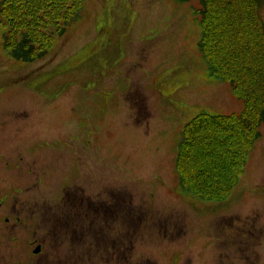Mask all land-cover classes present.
Returning <instances> with one entry per match:
<instances>
[{
    "label": "rangeland",
    "instance_id": "rangeland-1",
    "mask_svg": "<svg viewBox=\"0 0 264 264\" xmlns=\"http://www.w3.org/2000/svg\"><path fill=\"white\" fill-rule=\"evenodd\" d=\"M198 5L83 0L80 19L55 36L47 55L27 63L3 47L0 22V193L9 217L0 219V263L3 256L10 264L208 259L233 251L220 242L240 227L260 241L261 259L252 263L264 264V125L227 199L203 201L178 186L183 124L202 111L241 108L198 50ZM67 185L108 207L109 220L117 216L118 231L108 223L123 259L105 250L97 220V234H71L69 222L81 213H70ZM14 205L18 227H11Z\"/></svg>",
    "mask_w": 264,
    "mask_h": 264
},
{
    "label": "trees",
    "instance_id": "trees-1",
    "mask_svg": "<svg viewBox=\"0 0 264 264\" xmlns=\"http://www.w3.org/2000/svg\"><path fill=\"white\" fill-rule=\"evenodd\" d=\"M174 1V0H173ZM185 3L189 0H175ZM198 50L210 76L228 84L236 112H201L181 127L178 186L205 201L228 198L264 125V0H198ZM83 0H0L3 47L14 60L43 58L56 35L80 19Z\"/></svg>",
    "mask_w": 264,
    "mask_h": 264
},
{
    "label": "flooded vegetation",
    "instance_id": "flooded-vegetation-1",
    "mask_svg": "<svg viewBox=\"0 0 264 264\" xmlns=\"http://www.w3.org/2000/svg\"><path fill=\"white\" fill-rule=\"evenodd\" d=\"M65 188H66V190H64L65 196L69 195L68 197L69 202H70L69 207H71L70 213H71V210H73L72 212L75 214L81 213L80 217L78 218L71 217V219L74 218L71 220V222H69L71 234L75 236L79 235L81 236L82 239H84V235H87V234L89 235L90 233L97 234L98 231L96 230V228L92 226V223H94L97 220L100 223L99 228L102 227L106 230V234L101 235L102 238L106 237V241L104 243L105 250H108V252L110 253L111 252L115 253L116 258L123 259L122 253L120 250L122 249V247L118 244V240H117L119 234H116V231H115V233H113L114 235L113 237V235H111L110 223H108V222L115 223L113 229L117 230L118 227L120 226L117 216L113 215V217L115 216L114 219L112 221L109 220V216H108L109 214L107 212L109 208L104 206L103 203L94 204L92 200L91 201L84 200L85 198L83 196L84 190L78 187V185L76 186L67 185V187ZM75 192H80V195L78 198L75 196ZM4 202H5V196L0 193V219L3 218L4 223L7 224L9 222V217L5 216V214H7L8 208L6 207V205H3ZM102 206H103V209L101 211L100 208H102ZM11 210L15 213L14 215L15 223H12L11 227L12 226L18 227L21 224L20 216L18 215L21 209H18V206L14 205L12 206ZM101 212H102V217L104 216L103 218H99L98 216V213L100 214ZM116 223H118V225H116ZM241 231H242L241 237H240L241 239H238L237 237H235V235L236 234L239 235ZM231 232L233 234L230 235V237L227 240H223V242H220V243H222L221 245L226 244L229 247L231 246L233 248V251L219 252L217 254H214L213 257L211 258L197 259V260H194L193 256H188L187 254H185V256L184 255L175 256L174 258L162 257V259L151 260L150 264H253L252 257L254 256L257 262L260 261L261 259L260 254H258L259 252L256 251V248H255L256 245L260 244V241L256 239L252 240L251 239L252 236L246 233L249 231L245 228H240V227L232 228ZM243 233L247 235L248 239L250 240L244 238ZM109 238L111 240H109ZM37 246L40 247V244H37ZM6 257L7 256H3L2 259L4 260H2V263L10 264L11 262L7 261ZM118 264H122V263L121 262L119 263L118 261Z\"/></svg>",
    "mask_w": 264,
    "mask_h": 264
},
{
    "label": "water",
    "instance_id": "water-1",
    "mask_svg": "<svg viewBox=\"0 0 264 264\" xmlns=\"http://www.w3.org/2000/svg\"><path fill=\"white\" fill-rule=\"evenodd\" d=\"M39 248H40L39 246H36V247H35V249H34V251H33V252H34V254H36L37 252H39V251H40V249H39Z\"/></svg>",
    "mask_w": 264,
    "mask_h": 264
},
{
    "label": "crops",
    "instance_id": "crops-1",
    "mask_svg": "<svg viewBox=\"0 0 264 264\" xmlns=\"http://www.w3.org/2000/svg\"><path fill=\"white\" fill-rule=\"evenodd\" d=\"M116 52H117V51H116ZM105 66H106V69H108L109 66H108L107 64H106Z\"/></svg>",
    "mask_w": 264,
    "mask_h": 264
}]
</instances>
